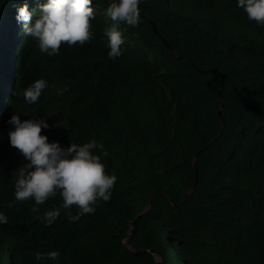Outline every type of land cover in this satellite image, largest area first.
<instances>
[{
    "label": "trees",
    "instance_id": "16d2710c",
    "mask_svg": "<svg viewBox=\"0 0 264 264\" xmlns=\"http://www.w3.org/2000/svg\"><path fill=\"white\" fill-rule=\"evenodd\" d=\"M23 1L0 0V264H264V26L236 0H142L111 60L109 0H93L91 39L48 56L21 23L13 29ZM38 78L48 87L27 104L20 93ZM16 112L47 119L41 133L62 146L103 143L117 177L110 199L50 226L32 200L8 207L24 162L8 139ZM50 250L55 260H35Z\"/></svg>",
    "mask_w": 264,
    "mask_h": 264
},
{
    "label": "clouds",
    "instance_id": "9594fccd",
    "mask_svg": "<svg viewBox=\"0 0 264 264\" xmlns=\"http://www.w3.org/2000/svg\"><path fill=\"white\" fill-rule=\"evenodd\" d=\"M141 3L142 0H109L104 10L105 17L111 21L104 28L109 59L122 55L126 37L121 25L137 27L140 24ZM236 6L246 13L248 20L264 26V0H236ZM95 15L93 0H24L12 26L15 29L16 21L21 23L25 35L36 41L39 50L53 56L59 53L62 43L73 46L89 41L93 35L90 21ZM21 27L16 29L19 40ZM9 36L15 38L14 34L6 32V37ZM11 70L4 77L3 97L9 93L16 78L15 70ZM47 87L48 81L38 78L20 94L31 105ZM56 91L62 94L67 87H58ZM7 123L12 126L8 132L10 145L24 158L14 171L15 199L9 201L8 207H13L16 201L32 200L31 211L37 213L45 226H50L60 217L61 211L66 212L69 221L75 222L85 214L94 213L98 201L110 199L117 177L114 172L106 171L104 158L108 151L103 143L94 138L83 143L71 141L68 146L49 141L47 134L41 133L42 128H49L43 117L22 120L16 112ZM57 196L60 197L59 206L49 207L39 215V206ZM7 220L5 213L0 211V224ZM58 255V250L46 254L37 252L35 260H55Z\"/></svg>",
    "mask_w": 264,
    "mask_h": 264
},
{
    "label": "water",
    "instance_id": "95a60500",
    "mask_svg": "<svg viewBox=\"0 0 264 264\" xmlns=\"http://www.w3.org/2000/svg\"><path fill=\"white\" fill-rule=\"evenodd\" d=\"M151 23H152L154 29L156 30V32L159 34V32H158V30L156 28L155 23L153 21H151ZM222 78H223L222 79V83H221L220 88H219V91H220L221 94H222V88H223V83H224L225 76L223 75ZM220 114H221V110H220ZM196 157H197V155L194 157V164H196ZM194 187H195V184L189 189V194L194 190Z\"/></svg>",
    "mask_w": 264,
    "mask_h": 264
},
{
    "label": "rangeland",
    "instance_id": "374dc122",
    "mask_svg": "<svg viewBox=\"0 0 264 264\" xmlns=\"http://www.w3.org/2000/svg\"><path fill=\"white\" fill-rule=\"evenodd\" d=\"M95 10H97V8H95Z\"/></svg>",
    "mask_w": 264,
    "mask_h": 264
}]
</instances>
